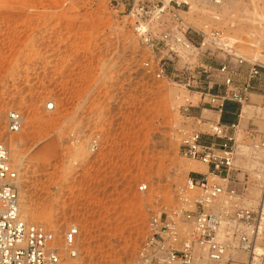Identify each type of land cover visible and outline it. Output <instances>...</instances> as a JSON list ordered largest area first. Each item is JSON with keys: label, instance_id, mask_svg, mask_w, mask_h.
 Instances as JSON below:
<instances>
[{"label": "rangeland", "instance_id": "374dc122", "mask_svg": "<svg viewBox=\"0 0 264 264\" xmlns=\"http://www.w3.org/2000/svg\"><path fill=\"white\" fill-rule=\"evenodd\" d=\"M142 1L163 9L145 20L155 49L134 29ZM210 31L217 42L202 45ZM158 61L168 77H157ZM225 61L264 69V0H0V141L19 169L23 218L59 240L80 228L78 256L60 264H146L151 219L179 204L194 167L207 171L179 152L202 97L174 76L189 67L208 80L218 71L203 64ZM245 107L233 182L251 206L264 181L250 136L264 134V91ZM16 109L23 126L9 134ZM236 255L227 264H241Z\"/></svg>", "mask_w": 264, "mask_h": 264}, {"label": "built area", "instance_id": "2783aa9c", "mask_svg": "<svg viewBox=\"0 0 264 264\" xmlns=\"http://www.w3.org/2000/svg\"><path fill=\"white\" fill-rule=\"evenodd\" d=\"M223 1L211 0L214 4ZM116 3L120 4L118 1ZM136 10L138 20L134 29L141 34L144 45L155 49L145 20L163 9L142 1ZM243 61L239 59L240 64ZM205 68L224 75L226 90L211 93L212 100L222 103L226 100L241 105L246 103L252 81L261 76V68L256 63L249 64L246 80L241 85L235 81L239 67H234L230 61L222 62L218 68ZM205 68L200 72L208 73L209 70ZM156 71L159 78L169 76L167 68L160 61L157 62ZM174 77L187 89L196 88L198 93L200 80L193 69L184 67ZM47 107L53 108L54 103L48 102ZM22 126V114L9 112L7 133L20 132ZM237 128V124L226 125L216 121L209 123L210 131L207 134L196 129L182 134L180 154L205 164L207 171H192L180 191L179 204L151 219V235L141 251L146 264H227L225 259L230 252L247 254L246 260L233 258L232 261L264 264V202L242 205L238 188L233 182ZM250 136L257 143L256 146L264 150V134L251 131ZM146 188L143 186L141 190ZM21 209L19 169L12 161L10 146L6 141H0V264H60L63 258L78 256V225L68 227L59 240L53 231L42 224L24 219ZM182 230H186L184 237Z\"/></svg>", "mask_w": 264, "mask_h": 264}, {"label": "crops", "instance_id": "0c3cea01", "mask_svg": "<svg viewBox=\"0 0 264 264\" xmlns=\"http://www.w3.org/2000/svg\"><path fill=\"white\" fill-rule=\"evenodd\" d=\"M204 67H209L211 64L204 63ZM249 68V64H244L239 67V72L235 76L237 84L241 85L246 80V74ZM200 89L197 90L201 95V101L193 105L192 117L200 121L196 124L195 129L201 131L204 134L209 133V123L220 121L223 124L231 125L237 124L242 121V118L247 112V108H243V105L226 100L222 103L220 100H212L211 93L217 94L224 92L226 86L224 85V75L222 73H215L214 77L207 80L206 76L200 80L197 84ZM264 91V69H261V76L252 81V90L249 93V99H256L258 93ZM222 104V105H221ZM209 140V138L206 136ZM201 168V167H200ZM203 170V168H201ZM201 172V171H199Z\"/></svg>", "mask_w": 264, "mask_h": 264}, {"label": "bare ground", "instance_id": "6f19581e", "mask_svg": "<svg viewBox=\"0 0 264 264\" xmlns=\"http://www.w3.org/2000/svg\"><path fill=\"white\" fill-rule=\"evenodd\" d=\"M182 1V0H181ZM218 36L219 35H216L215 33H211V31L208 33V34H206V35H203V40L201 41L202 42V45H205L207 42H208V40H213V41H215V39L216 38H218ZM215 42H217V41H215ZM218 45V44H217ZM220 47H222V46H220ZM56 97V92H54V91H51V92H49L48 93V95H47V98L48 99H53V98H55ZM16 111H17V109H16ZM263 165V174H264V164H262ZM192 170H195V171H198V170H200V167H194V169H192ZM264 176V175H263ZM261 177H262V175H261ZM264 178V177H263ZM258 193H259V195H260V197H261V200H260V203H263L264 202V181H263V184H262V187H261V189H259L258 190ZM55 233V232H54ZM246 256V257H243V256ZM236 257H239V258H241V259H247V254H245V253H238L237 255H236Z\"/></svg>", "mask_w": 264, "mask_h": 264}]
</instances>
